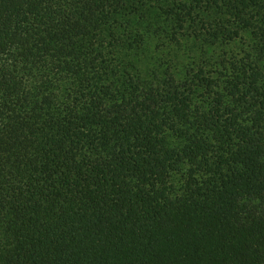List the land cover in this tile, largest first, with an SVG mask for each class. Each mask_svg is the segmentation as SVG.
Instances as JSON below:
<instances>
[{
  "label": "trees",
  "instance_id": "1",
  "mask_svg": "<svg viewBox=\"0 0 264 264\" xmlns=\"http://www.w3.org/2000/svg\"><path fill=\"white\" fill-rule=\"evenodd\" d=\"M0 264H264V0H0Z\"/></svg>",
  "mask_w": 264,
  "mask_h": 264
}]
</instances>
